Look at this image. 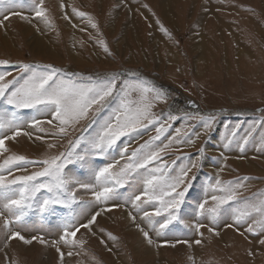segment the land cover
<instances>
[{"label":"rangeland","instance_id":"374dc122","mask_svg":"<svg viewBox=\"0 0 264 264\" xmlns=\"http://www.w3.org/2000/svg\"><path fill=\"white\" fill-rule=\"evenodd\" d=\"M161 1L45 0L46 19L35 17L28 0H9L0 5V60L9 61L8 65H0V72L7 70L6 79L17 75L18 63L52 65L85 77L135 73L165 93L163 99L152 100V112L154 116L163 113L160 124L170 127L151 150H159L162 162L169 166L177 162L173 175L181 164L191 167L188 155L194 160L204 149L202 167L192 168L189 174L191 177L195 173L197 178L182 206L183 223L173 222L157 235L153 228L163 223L161 218L153 217L149 223L142 219V211H133L124 204L135 190L133 184L123 190L118 201L95 207V211L104 209L97 217L96 234L82 230L76 239L85 243L75 248L61 246L63 256L51 246V241L62 232L67 209L55 216H41L32 209L14 222L12 231H19L26 240L36 237L30 244L19 239L7 241L6 229L0 227V264H264V231L259 227L247 231L258 215L253 213L239 225L233 222L237 209L244 208V201L231 207L225 205L223 215L215 220L201 218L194 211L196 203L211 191L209 180L214 182L217 175L223 181L241 178L243 187L239 194L248 203L264 200V148L258 147L264 128L257 127L253 142L243 152L235 145L227 150L223 147L224 137L231 134L232 127L240 124L238 133L243 136L253 121L264 118V0H173L164 9L166 12L161 10ZM77 12L87 15L80 17ZM64 14L69 15L72 24L66 22ZM136 98L134 94L132 99ZM7 108L0 101V113ZM169 114L178 119L169 120ZM34 115L32 110H21L25 130ZM209 115H215L216 120L212 130L206 132L200 117ZM36 118L45 119L43 115ZM85 123L80 121L77 133ZM193 125L197 126L191 143L184 142L183 133ZM159 126L131 139L122 138L120 148L110 155L92 157L100 161L95 168L79 163L68 165L67 175L94 183V170L107 163L119 162L117 167L122 166L127 156L122 158L120 149L127 147L130 155L155 136ZM55 142L59 147L50 154H58L67 146V139ZM6 145L11 149L9 154L24 155L29 160L42 159L48 151L44 141L23 135L6 141ZM221 153L226 159H212L221 157ZM39 170V166L28 165L13 175ZM76 193L77 199L91 200L90 192L78 186ZM46 195L37 193L41 200ZM113 203L121 207H113ZM153 208L148 205L144 211ZM129 211L136 216L135 223ZM196 222L203 225L202 236L195 231ZM2 223L0 220V226ZM137 223L150 233L152 245ZM228 224L233 226L226 227ZM209 227L215 231L209 232ZM177 240L188 243H176ZM196 240L201 243L196 244ZM70 251L72 254L68 255Z\"/></svg>","mask_w":264,"mask_h":264},{"label":"snow or ice","instance_id":"6c2138e0","mask_svg":"<svg viewBox=\"0 0 264 264\" xmlns=\"http://www.w3.org/2000/svg\"><path fill=\"white\" fill-rule=\"evenodd\" d=\"M28 2L36 18H47L45 0ZM8 3L9 0H0V5ZM76 14L80 17L87 15L84 12ZM4 19L7 20L8 17ZM92 27L95 28L96 24L93 23ZM104 47L107 51V46ZM8 64V60H0V65ZM15 68L17 75L11 79H6L9 75L7 70L0 72V101L8 106L5 112L0 113V157H3L0 159V220L3 221L0 227L6 229L7 241L19 239L30 244L36 239L32 237V240H26L19 231H12L13 223L20 221L29 210L35 209L41 216H55L67 209L62 232L57 239L51 241V246L63 256L61 246L75 248L85 243L83 239H76L82 230L92 235L96 234L94 228L98 222L97 217L104 209L95 211V207L118 201L123 190L132 187L133 184L136 185L135 190L128 195L124 204L130 205L133 211H142V219L149 223H152L153 217L161 218L163 223H159L158 228L155 226L153 228L157 235L173 222L183 223L182 206L185 205L187 195L190 194V189L194 187L197 178L195 173H192L191 177L189 174L192 168L199 170L202 167L204 149L202 147L199 150L194 160L188 155L191 167L188 163L181 164L176 175H173V172L176 171L174 166L177 162L174 161L173 165L169 166L162 162L159 150H151L155 142L159 141L170 127L160 124L164 118L163 113L154 116L152 112V100L163 99L165 97L163 90L157 89L147 80L131 72L85 77L79 73H65L52 65L18 63ZM134 94L136 99H132ZM24 109L32 110L36 115H43L45 119H37L34 115L25 130V122L20 118L21 110ZM5 115H8L7 119L4 118ZM168 119L175 121L178 117L169 114ZM81 120L86 123L77 133V125ZM215 120V115L200 117V123L206 132L212 130ZM158 124L160 126L156 127V135L139 145L130 155L127 147L120 149V156L122 158L127 156V162L122 166L117 167L119 162L107 163L94 170V183H84L67 175L68 165L79 163L95 168L100 161L92 157L102 158L110 155L120 148L122 138H134ZM196 126L193 125L183 133L184 142L191 143L190 137L194 134ZM240 127V124L235 125L231 129V134L224 137V149L235 145L243 152L245 147L253 142L257 127L264 128V118L253 121L243 136L238 133ZM176 131L179 133L180 129ZM21 135L29 139L34 137L36 141H44L48 149L44 158L29 160L24 155L9 154L11 149L6 145V141H15ZM46 137L48 139H45ZM58 139H67L65 150L58 154H50L52 149L59 147L55 142ZM180 142L178 139L177 143ZM258 147L264 148V133H261ZM220 158L226 159L223 153L221 157L212 159ZM153 164L160 166L153 167ZM28 165L39 166L40 170L31 174L13 175L14 171H20ZM77 186L90 192L91 200L77 199ZM209 186L211 191L205 194L206 198L199 200L195 205L194 211L197 216L215 220L216 217L223 215L225 205L231 207L244 201V208L237 209V214L234 215V224H241L245 218L255 213L259 219L255 220L247 231L252 232L254 227L264 231V200L259 203H248L241 197L239 194V189L243 187L241 178L223 181L217 175L214 182L212 179L209 180ZM41 192L47 193L42 200L37 197V193ZM148 205H154L152 211H144ZM112 206L121 207L118 203H113ZM133 211H129L128 215L135 223L136 216L133 215ZM136 227L142 232L147 243L152 245L154 241L150 233L139 223ZM202 227L203 225L198 222L194 224L195 231L201 236ZM208 231L214 232L215 229L209 227ZM40 242L44 243L43 240ZM176 243L187 244L188 241L177 240ZM195 243L200 244L201 240H196ZM261 243H264V240ZM71 254L70 251L68 255Z\"/></svg>","mask_w":264,"mask_h":264},{"label":"bare ground","instance_id":"6f19581e","mask_svg":"<svg viewBox=\"0 0 264 264\" xmlns=\"http://www.w3.org/2000/svg\"><path fill=\"white\" fill-rule=\"evenodd\" d=\"M173 0H162L161 1V10H163L164 12H166L164 9L167 8L168 6H170L169 4L172 3ZM58 6L60 5V2L58 1ZM65 13V12H64ZM66 16V22H68L69 24H72L69 20V18H67L69 15L68 14H64ZM26 20L28 21V19L26 18ZM29 22V21H28ZM7 32V31H6ZM237 40V39H236ZM9 43V42H8ZM165 49V48H164ZM224 53V52H223ZM236 56V55H235Z\"/></svg>","mask_w":264,"mask_h":264}]
</instances>
